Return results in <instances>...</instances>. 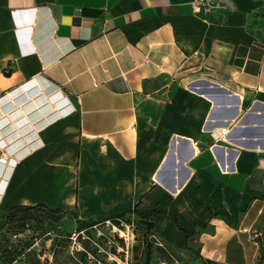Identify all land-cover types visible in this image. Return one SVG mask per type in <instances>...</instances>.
<instances>
[{"label": "crops", "instance_id": "obj_1", "mask_svg": "<svg viewBox=\"0 0 264 264\" xmlns=\"http://www.w3.org/2000/svg\"><path fill=\"white\" fill-rule=\"evenodd\" d=\"M219 2L0 0V232L131 209L196 264H264V0Z\"/></svg>", "mask_w": 264, "mask_h": 264}, {"label": "rangeland", "instance_id": "obj_2", "mask_svg": "<svg viewBox=\"0 0 264 264\" xmlns=\"http://www.w3.org/2000/svg\"><path fill=\"white\" fill-rule=\"evenodd\" d=\"M69 219L44 205L16 208L0 232V264H74L72 258L85 251L86 239L99 254L97 259L87 253L91 264H196L198 260L195 249L179 253L168 244H155L150 217L135 212L94 224L90 236L84 229L75 232L79 225H71Z\"/></svg>", "mask_w": 264, "mask_h": 264}, {"label": "trees", "instance_id": "obj_3", "mask_svg": "<svg viewBox=\"0 0 264 264\" xmlns=\"http://www.w3.org/2000/svg\"><path fill=\"white\" fill-rule=\"evenodd\" d=\"M36 205H44V206H47V207L51 208L52 210L60 211L59 208L52 207V206H48V205H45V204L37 203ZM22 206H26V205H16V206L12 207L11 210H10L9 216H10V214H11L16 208H18V207H22ZM131 211H132V210L130 209L129 212H131ZM136 213H137L140 217H150V215H151L150 213H144V212H136ZM125 214H126V213L118 214V215H117L118 217H116L115 220H118L119 217H121V218L124 219ZM105 219H106V220L114 221V219H112V218H109V219H108V217H107V218H104V221H106ZM93 224H95V223H90V224L85 225V226H83L82 224H79V228H78L77 232H79L80 230L84 229L85 232H87V234L90 236V234H91L90 231H91V227L93 226ZM151 226H152V223H151ZM152 230H153V226H152ZM153 234H155L154 231L151 232L150 236L152 237ZM80 235H81V234H78L77 239H81V238H80ZM152 241L154 242L153 239H152ZM82 242H83V244H84V247H85L84 249H85V251H82V252L77 253V254H76V257H74L76 260L72 258V261H73L74 264H91V260L88 258L87 253H90L94 258H97V259H98V255H99V254L96 252L95 247L92 246V244L89 242L88 239L83 240ZM113 251H114V250H113Z\"/></svg>", "mask_w": 264, "mask_h": 264}, {"label": "built area", "instance_id": "obj_4", "mask_svg": "<svg viewBox=\"0 0 264 264\" xmlns=\"http://www.w3.org/2000/svg\"><path fill=\"white\" fill-rule=\"evenodd\" d=\"M191 4L194 12H196L197 14H207L217 8L222 7L219 0H191ZM6 160L7 154L5 152H2L0 156V162L5 163ZM152 237L155 244L165 247L164 242L156 234H153Z\"/></svg>", "mask_w": 264, "mask_h": 264}, {"label": "bare ground", "instance_id": "obj_5", "mask_svg": "<svg viewBox=\"0 0 264 264\" xmlns=\"http://www.w3.org/2000/svg\"><path fill=\"white\" fill-rule=\"evenodd\" d=\"M115 227V226H114ZM120 230V229H119ZM121 234H123V233H121Z\"/></svg>", "mask_w": 264, "mask_h": 264}]
</instances>
